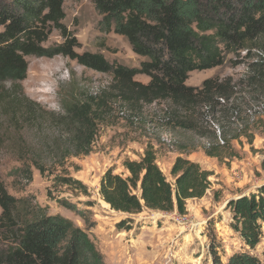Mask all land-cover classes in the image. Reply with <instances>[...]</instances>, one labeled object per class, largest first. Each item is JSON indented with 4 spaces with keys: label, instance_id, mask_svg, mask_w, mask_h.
Instances as JSON below:
<instances>
[{
    "label": "trees",
    "instance_id": "obj_1",
    "mask_svg": "<svg viewBox=\"0 0 264 264\" xmlns=\"http://www.w3.org/2000/svg\"><path fill=\"white\" fill-rule=\"evenodd\" d=\"M66 1L80 0H0V86L25 80L28 57L61 56L111 77L126 105L171 104L164 126L174 132L192 131L204 140L200 149L208 158H237L232 143L242 137L252 146L254 134L240 119L239 106L229 104L227 82L204 80L200 88H192L186 81L191 72L220 67L228 55L245 53L252 62L244 87L252 100L260 101L264 96V0H90L101 22L122 36L135 55L146 59L132 69L110 63L100 54L75 52L80 44L62 24ZM52 30L59 32L62 42L52 49L42 47ZM136 76L149 81L135 82ZM195 107L211 112L219 135L210 125L205 131L193 123ZM178 109L188 112L190 119L179 118ZM63 112L73 127L67 132V147L75 157L88 155L96 137V114L91 116L88 103L75 102H69ZM233 113L237 120L231 122ZM252 127L264 131V120ZM188 142L185 138L179 143L180 154L187 151ZM123 168L126 177L107 170L98 190L100 200L125 217L115 225L118 232L133 230L132 217L143 210L184 216L186 203L204 198L211 185L210 172L182 157L175 159L170 169L174 181L168 182L149 144L138 161L125 160ZM60 181L86 193L78 181ZM19 204L0 185V264H105L95 243L71 220L50 216L37 205ZM226 209L231 213V230L248 249L231 254L226 264H264V248L261 258L253 254L264 236V185L230 200ZM209 240V254L220 264V245L215 237Z\"/></svg>",
    "mask_w": 264,
    "mask_h": 264
},
{
    "label": "rangeland",
    "instance_id": "obj_2",
    "mask_svg": "<svg viewBox=\"0 0 264 264\" xmlns=\"http://www.w3.org/2000/svg\"><path fill=\"white\" fill-rule=\"evenodd\" d=\"M63 9L62 24L80 44L75 52L100 54L110 63L131 69L146 60L101 22L90 0L66 1ZM61 42L59 32L52 30L42 47L52 49ZM245 55H228L222 66L191 72L186 81L192 88H200L204 80L227 82L229 104L239 106L240 119L254 134L252 146L245 137L233 142L238 157L225 160L206 157L200 149L204 140L192 131L174 132L164 126L171 104L126 105L108 75L61 56L26 58L25 80L0 86V185L19 200V207L37 205L50 216L71 220L95 243L105 264H215L209 254L210 237L220 245V264H226L231 254L248 251L230 228L226 205L264 185V131L252 127L264 120V96L255 102L245 90L252 62ZM133 81L147 84L149 79L136 76ZM69 102L88 103L91 116L97 117L96 137L86 156L75 157L67 147V132L73 127L65 121L63 109ZM193 112L192 121L201 130H209L208 125L218 130L211 112L201 107ZM187 113L176 112L186 121ZM231 117V122L237 120L236 113ZM185 138L188 149L180 154L179 143ZM148 144L168 182L174 181L170 169L175 159L182 157L212 174L210 188L201 200L186 203L184 216L143 210L132 217L133 230L118 232L115 225L125 217L100 200V178L107 170L126 177L123 162L138 161ZM62 178L80 182L86 193L63 185ZM263 248L264 236L253 254L261 258Z\"/></svg>",
    "mask_w": 264,
    "mask_h": 264
}]
</instances>
